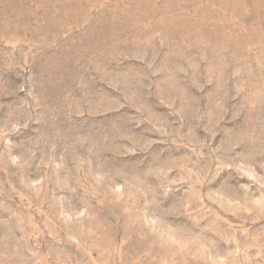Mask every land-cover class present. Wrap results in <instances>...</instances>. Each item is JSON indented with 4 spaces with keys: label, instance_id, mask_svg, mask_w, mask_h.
<instances>
[{
    "label": "rangeland",
    "instance_id": "1",
    "mask_svg": "<svg viewBox=\"0 0 264 264\" xmlns=\"http://www.w3.org/2000/svg\"><path fill=\"white\" fill-rule=\"evenodd\" d=\"M0 264H264V0H0Z\"/></svg>",
    "mask_w": 264,
    "mask_h": 264
}]
</instances>
